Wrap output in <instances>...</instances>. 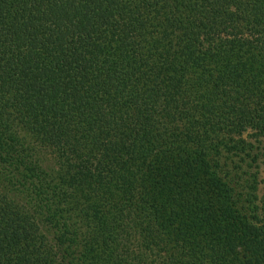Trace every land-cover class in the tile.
Segmentation results:
<instances>
[{
    "label": "trees",
    "instance_id": "obj_1",
    "mask_svg": "<svg viewBox=\"0 0 264 264\" xmlns=\"http://www.w3.org/2000/svg\"><path fill=\"white\" fill-rule=\"evenodd\" d=\"M264 0H0V264H264Z\"/></svg>",
    "mask_w": 264,
    "mask_h": 264
},
{
    "label": "rangeland",
    "instance_id": "obj_2",
    "mask_svg": "<svg viewBox=\"0 0 264 264\" xmlns=\"http://www.w3.org/2000/svg\"><path fill=\"white\" fill-rule=\"evenodd\" d=\"M261 175H262V178L264 177V158H263V161L261 163Z\"/></svg>",
    "mask_w": 264,
    "mask_h": 264
}]
</instances>
